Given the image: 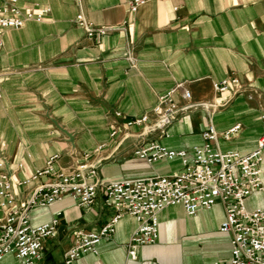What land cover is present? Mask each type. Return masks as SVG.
<instances>
[{
	"label": "crops",
	"instance_id": "obj_1",
	"mask_svg": "<svg viewBox=\"0 0 264 264\" xmlns=\"http://www.w3.org/2000/svg\"><path fill=\"white\" fill-rule=\"evenodd\" d=\"M17 1L23 8L48 7L49 13L2 36L0 155L15 180L30 177L55 154V168L69 171L87 161L108 182L179 172V159L138 158L135 149L155 135L141 137L140 127L127 125L150 113L169 91L178 107H188L169 126V137L159 139L168 149L201 144L209 123L217 132L212 144L220 151L250 153L264 134V0ZM78 14L93 30L107 32L87 36L74 22ZM226 77H236L238 84L212 110L200 106L215 101L213 84ZM236 124L240 128L224 139L222 133ZM260 169L264 187V150ZM45 179L16 187L22 192L16 203ZM245 206L264 208V189L253 192ZM112 213L100 197L85 208L69 195L31 209L32 225L58 218L39 264H64L75 232L100 229ZM224 217L219 202L192 215L179 204L169 205L157 213L156 241L139 247L132 258L126 243L137 221L124 214L96 252L84 253L81 261L225 264L231 245L230 236L219 230ZM5 259L13 262L10 255Z\"/></svg>",
	"mask_w": 264,
	"mask_h": 264
},
{
	"label": "built area",
	"instance_id": "obj_2",
	"mask_svg": "<svg viewBox=\"0 0 264 264\" xmlns=\"http://www.w3.org/2000/svg\"><path fill=\"white\" fill-rule=\"evenodd\" d=\"M48 13V7L23 8L17 0L1 3L0 51L6 30L19 29L31 20L40 21ZM74 22L89 37L107 32L103 27L93 30L81 14L76 15ZM237 84L236 77H226L214 83L215 101L201 103L200 106L212 110L221 102V95ZM172 92L161 95L150 113L128 121L127 125L140 127L141 137L155 135V138L135 149L138 158L148 163L179 159V172L108 182L101 179L96 167L87 161L79 162L69 171L55 168L58 159L55 154L30 177L15 180L6 171L5 158L0 155V263L10 255L13 259L11 264H39L44 257V242L57 233L58 218L56 216L48 222L32 225L29 211L48 207L69 195L78 206L85 208L100 197L102 205L113 213L100 229L75 232L73 244L64 253V264H83L81 256L87 252L95 253L97 244L115 231L116 223L124 214L132 215L137 221V227L126 243L129 255L134 258L139 247L156 241L157 213L160 210L179 204L186 214L192 215L198 210L210 209L217 202L223 205L225 211L219 230L230 236L231 254L225 264H264V208L248 209L245 206V200L253 192L264 189L260 169L264 134L250 153L220 151L212 144L217 132L209 123L201 132V144L190 149H168L159 139L169 137V126L178 112L188 107L186 103L178 107L172 99ZM183 98H190L189 91H183ZM261 121L264 125V113ZM239 128L240 124L234 125L222 133V137L230 138ZM87 156L84 155L85 158ZM42 177H46L45 181L37 184L27 198L16 203L22 192L16 193L15 188L29 185Z\"/></svg>",
	"mask_w": 264,
	"mask_h": 264
},
{
	"label": "rangeland",
	"instance_id": "obj_3",
	"mask_svg": "<svg viewBox=\"0 0 264 264\" xmlns=\"http://www.w3.org/2000/svg\"><path fill=\"white\" fill-rule=\"evenodd\" d=\"M0 264H10L8 259H5L4 261H2Z\"/></svg>",
	"mask_w": 264,
	"mask_h": 264
}]
</instances>
